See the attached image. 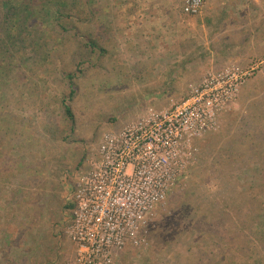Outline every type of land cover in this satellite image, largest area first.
<instances>
[{
  "label": "rangeland",
  "instance_id": "374dc122",
  "mask_svg": "<svg viewBox=\"0 0 264 264\" xmlns=\"http://www.w3.org/2000/svg\"><path fill=\"white\" fill-rule=\"evenodd\" d=\"M184 2L89 0L86 12L59 22L66 31L50 28L33 50L6 55L11 74L8 84L0 83V189L47 192L50 228L68 242L70 196L98 160L102 139L140 124L162 129L164 117L208 80L196 107L204 114L183 117L194 125L171 148L158 149L167 159L162 171L171 165L169 155L177 170L144 244L117 251L114 264H246L241 247L264 264V149L242 142L254 131L247 125L259 120L255 103L264 107V0H202L193 16L183 14ZM89 39L99 50L85 45ZM22 74L33 80L25 83ZM68 74L76 75L67 103L71 132L59 104L69 92ZM231 158L233 177L223 171ZM249 199L261 217L251 211L248 217Z\"/></svg>",
  "mask_w": 264,
  "mask_h": 264
},
{
  "label": "built area",
  "instance_id": "2783aa9c",
  "mask_svg": "<svg viewBox=\"0 0 264 264\" xmlns=\"http://www.w3.org/2000/svg\"><path fill=\"white\" fill-rule=\"evenodd\" d=\"M201 8L202 0H185L182 11L193 16ZM226 74L236 76L230 71ZM210 83L204 80L183 107L165 116L162 129L155 122L140 124L102 139L98 160L90 161L89 171L77 179L70 196L72 209L64 233L74 246V255L66 264H114L117 251L144 244L148 223L177 170L169 155L171 165L162 171L167 159L158 155V149L171 148L178 134L194 125L183 117L194 120L204 114L196 107Z\"/></svg>",
  "mask_w": 264,
  "mask_h": 264
},
{
  "label": "trees",
  "instance_id": "16d2710c",
  "mask_svg": "<svg viewBox=\"0 0 264 264\" xmlns=\"http://www.w3.org/2000/svg\"><path fill=\"white\" fill-rule=\"evenodd\" d=\"M88 4L89 0H0V83H5L6 85L9 82V76L11 73L6 72L11 69V66L8 65L10 57L6 55H11L12 49L17 50L18 47H22V51L19 54H25L27 52V49H34L38 40L37 36H43L42 34L45 31L50 30V28H53L54 31H66V29L61 26L59 22L62 19H67V17L71 18L72 16L77 15L78 12H86ZM87 12L88 14H92V9L89 8ZM50 25H52L53 27H48ZM85 45L90 50H99L100 47L90 39L86 41ZM21 77L23 78L25 83H30V80H33L23 74L21 75ZM75 77L76 75L72 74H68L65 77L69 92L63 98L58 97L60 98L59 104L63 112L64 120L70 132L73 129L74 118L71 108L67 103L75 94ZM261 84H264V81L261 82ZM8 93L14 94V91L10 90ZM9 94L6 95L9 96ZM6 95L4 99H6L7 102L8 100L9 102H11L12 96L7 97ZM255 104H257L256 107L260 105L257 108V117L259 120H253L249 125H247L249 128H253L254 131L250 130L245 135L246 140L244 139L245 141L242 140V142H247L248 140H250L253 141L252 145L250 146L251 148H256L258 143L262 146L261 149H264V107L259 103ZM258 127L260 128V130L258 129ZM25 137L28 140L31 139L26 143L27 146H31L32 134L31 136L28 134ZM233 139L237 141L236 137H233ZM232 161H234L233 158L228 159L225 166L223 164V171H232ZM228 173L231 177H233L234 173ZM223 174H225V172H223ZM225 182L232 186V191L237 193L238 198L242 197V195L233 188L234 186L232 185V178L230 180L229 177H227ZM230 201H233V199H231ZM252 206L253 201L249 199L246 209L248 217L251 218L248 211H251L252 214H256V218L261 217L262 215H260L259 213H254L251 210ZM228 213L229 210H227V212H224L223 216H226ZM239 222L240 220L236 221V223ZM166 234H170V232ZM213 234L215 235V233ZM226 236L228 238H232V235L229 233H227ZM238 252L242 256L247 257L249 262L251 260L250 263L247 261L246 264H257L254 255L246 254L249 251H244V249L241 247L239 248ZM212 262L213 264H219L218 261L212 260Z\"/></svg>",
  "mask_w": 264,
  "mask_h": 264
},
{
  "label": "crops",
  "instance_id": "0c3cea01",
  "mask_svg": "<svg viewBox=\"0 0 264 264\" xmlns=\"http://www.w3.org/2000/svg\"><path fill=\"white\" fill-rule=\"evenodd\" d=\"M47 194L0 189V264H66L73 257L72 243L50 228Z\"/></svg>",
  "mask_w": 264,
  "mask_h": 264
}]
</instances>
